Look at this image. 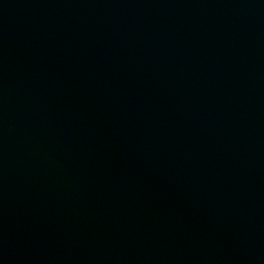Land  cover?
Here are the masks:
<instances>
[{
	"label": "water",
	"instance_id": "1",
	"mask_svg": "<svg viewBox=\"0 0 264 264\" xmlns=\"http://www.w3.org/2000/svg\"><path fill=\"white\" fill-rule=\"evenodd\" d=\"M0 264H264V0H0Z\"/></svg>",
	"mask_w": 264,
	"mask_h": 264
}]
</instances>
